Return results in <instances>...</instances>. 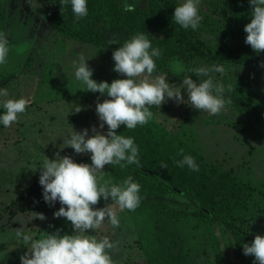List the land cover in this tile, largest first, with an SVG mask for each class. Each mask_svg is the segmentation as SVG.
Instances as JSON below:
<instances>
[{
    "label": "rangeland",
    "instance_id": "obj_1",
    "mask_svg": "<svg viewBox=\"0 0 264 264\" xmlns=\"http://www.w3.org/2000/svg\"><path fill=\"white\" fill-rule=\"evenodd\" d=\"M177 1L182 3V0ZM216 1L202 0L200 5V34L205 40H219L209 31L214 19L220 17L213 9ZM40 2L43 7L33 10L26 0H0V24L5 26L10 47L7 63L0 65V88L7 89L8 99L23 97L30 101L17 122L0 130V264H21L20 256L27 248L22 239L16 237L15 230L21 227V221H29L32 211L46 216L44 221L34 219L27 223L26 231L34 238L62 227L64 233L71 234L69 222L64 218H54L55 211L44 209L45 205L40 202L42 187L38 181L43 161L47 157L54 158L58 151L61 156H71L77 163H91L90 154L77 155L70 147L64 148L67 146L64 141L73 129L88 128L91 135V127H99L95 105L97 97L101 102L105 97L87 91L86 86L76 80L73 65H78L79 58L83 56L94 70L92 78L97 82L111 83L113 79L126 78L112 70L115 48L79 42L57 32L49 23L46 0ZM211 66L199 60L194 68ZM224 69L223 74L210 73L214 82L232 84L247 72L236 67ZM159 74L167 76L170 84L177 85L185 77L172 70ZM190 75L198 82L193 73ZM183 94L187 100L186 92ZM77 105L84 110L75 113ZM262 109L264 113V106ZM151 110L158 123L189 142L206 160H222L227 166L237 169L257 189L264 190V140L232 127L230 124L236 119V114L227 104L219 115L197 111L188 101L177 104L169 100L160 109L152 107ZM104 131H107L106 125ZM26 189L35 201H31ZM169 203L180 212L177 225L191 264H254V257L245 256L242 247L244 243L251 242H240L242 259H239L234 249L236 239L230 232L222 235L215 228L221 253L218 254L195 214V206L180 197L169 199ZM55 206L59 209L61 205L56 202ZM118 215L119 227L105 224L95 233L89 230L88 234H95L98 238L107 235L111 241L119 242V251L110 253L115 264H145L135 243L138 221L123 211Z\"/></svg>",
    "mask_w": 264,
    "mask_h": 264
},
{
    "label": "trees",
    "instance_id": "obj_2",
    "mask_svg": "<svg viewBox=\"0 0 264 264\" xmlns=\"http://www.w3.org/2000/svg\"><path fill=\"white\" fill-rule=\"evenodd\" d=\"M46 3L50 25L79 42L116 48L137 33L145 34L153 48L161 49V56L154 58L157 74L172 70L179 76L190 75L189 70L196 67L199 60L206 65L247 70L234 83H224V98L231 100L227 105L236 114L230 125L264 140V67L261 66L264 52L255 53L245 44L244 26L251 19L249 0L214 3L213 9L220 17L214 19L209 31L219 37L218 41L203 39L201 26L192 30L176 24L172 15L180 4L177 0H87L88 15L78 21L70 0L67 5L61 0H46ZM125 3L134 5L135 10L125 11ZM0 32L5 33L3 24H0ZM109 40L116 43L109 44ZM4 112L0 106V115ZM2 128L0 123V130ZM117 131L134 139L139 148L140 165L123 168L106 165L104 178L120 184L132 176L141 186L140 205L135 211L123 212L138 221L135 243L145 264H191L177 225L180 212L169 203L172 198L186 199L195 206V214L218 254L221 253L215 228L222 235L230 232L236 239L234 249L239 259H242L240 242H251L255 235H264V190L257 189L237 169L219 159L206 160L189 142L158 123L154 112L147 124L131 130L121 126ZM184 155L195 158L198 172L176 165ZM161 164H166L167 168L160 167ZM28 196L35 201L30 192ZM40 202L46 211L58 210L55 205L46 204L43 197ZM99 205L104 206L105 201L101 199Z\"/></svg>",
    "mask_w": 264,
    "mask_h": 264
},
{
    "label": "clouds",
    "instance_id": "obj_3",
    "mask_svg": "<svg viewBox=\"0 0 264 264\" xmlns=\"http://www.w3.org/2000/svg\"><path fill=\"white\" fill-rule=\"evenodd\" d=\"M201 2L182 0L172 15L175 23L183 29H198L202 21L199 14ZM26 3L33 10L43 7L40 0H26ZM61 3L67 5L69 0H61ZM249 3L251 19L244 26L247 34L245 44L255 53H261L264 52V0H249ZM70 4L77 21L88 15L87 0H70ZM123 8L125 11L135 10V6L128 3L123 4ZM113 43L116 41L109 40V44ZM9 52L7 35L0 32V65L7 63ZM160 56L161 49L153 48L148 36L137 33L112 53V70L126 78L113 79L111 83L97 82L92 78L94 70L83 56L79 58L78 65H73L76 80L82 82L87 91L105 97L103 102L97 97L95 105L99 127L93 125L91 135L88 128L80 131L73 129L64 141L67 145L64 148L70 147L75 154H90L91 163H77L69 155L61 156L59 151L54 158L47 157L43 161L38 181L43 200L49 206L59 202L61 206L53 216L64 218L70 223L72 231L68 234L63 229H57L34 238L26 231L27 223L34 219L44 221L46 216L32 211L29 221H21V227L15 230L16 237L22 239L27 248L20 256L21 264H115L110 253L119 251V242L111 241L107 235L98 238L95 234H88V231L95 233L105 224L119 227L118 213L135 211L141 203V186L134 182L132 176L120 184L113 183L111 178H104L106 165H119L121 168L140 165L139 148L134 139L118 134L117 130L121 126L131 130L147 124L153 118L151 108L160 109L169 100L177 104L188 101L195 110L210 115H219L225 105L231 103L230 99L224 98L223 83L214 82L210 75L212 72L223 74L225 69L222 65L190 69L198 82L192 79V75H185L181 84H170L167 76L157 74L154 58ZM261 66L264 67V64ZM178 70L183 69L178 67ZM184 92L187 100L184 99ZM8 95L6 88H0V106L5 110L0 115V123L6 128L18 121L19 114H23L30 103L23 97L8 99ZM82 110L84 108L77 105L75 113ZM176 165L199 171V165L190 155H184L182 160L176 161ZM160 167L167 168V165L161 164ZM101 199L105 205L96 207ZM242 247L245 256L254 257V264H264V235H255L251 243H244Z\"/></svg>",
    "mask_w": 264,
    "mask_h": 264
}]
</instances>
